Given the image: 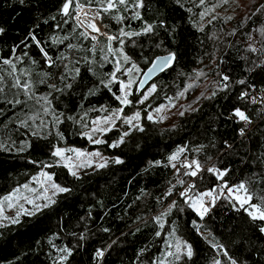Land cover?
Segmentation results:
<instances>
[{"label": "trees", "instance_id": "trees-1", "mask_svg": "<svg viewBox=\"0 0 264 264\" xmlns=\"http://www.w3.org/2000/svg\"><path fill=\"white\" fill-rule=\"evenodd\" d=\"M82 2L97 8L94 2ZM216 2L206 0L205 6ZM62 3L0 0V27L5 29L0 34V58L12 59L18 69L14 75L32 85L29 100L22 90L12 87L11 69L0 64L4 76L0 143L5 146L0 149V197L40 170L50 174L54 183L71 189L56 194V203L41 213L21 215L19 224L2 223L6 226L0 227V264H58L59 249L64 247L73 249L64 264H156L162 258L167 264L172 258L164 254L177 241L190 243L194 256L173 264H213L214 260L230 264L229 257L238 264H264V234L259 232L264 221H253L248 215L251 209L240 207L227 191L245 183L253 197L250 203L264 208V10L255 11L264 0H235L203 19L199 0H144L141 9H133L129 0L127 11L119 6L110 14L101 13L99 19L102 33L118 37L111 42L112 48L122 49L130 58L127 63L118 52H107L106 36L98 35L96 41L80 36L83 29L76 27L75 19L60 13ZM135 11L140 12V19H133ZM116 15L123 19L117 21ZM147 24L154 26L152 33H143ZM121 29L141 35L122 36ZM30 30L55 61L51 67L31 39L25 40ZM93 45L95 50L90 51ZM170 52L177 59L150 82H155L156 91L146 105L154 107L174 98L178 102L174 120L159 124L142 112L139 124L144 130H131L119 147L109 145L129 129L118 121L100 136L105 143L90 144L82 133L95 117L121 107L123 116L144 111L146 105H137L142 90L136 93V80L156 56ZM117 60L122 65L118 80H123L125 67L135 64L140 69L133 70L137 75L130 89L132 103L127 106L115 99L120 94L119 82L111 85V92L101 83L107 82ZM197 71L204 75L197 78ZM61 74L67 78L61 80ZM224 76L229 79L225 81ZM192 80L198 86L185 91ZM181 92L183 96L178 95ZM42 96L51 101L47 115L44 101L37 102ZM14 98L25 103L13 106L6 102ZM236 109L244 112L247 122L235 117ZM21 121L29 126L21 127ZM21 147L25 150L19 151ZM55 147L94 149L109 161L119 157L124 163L82 168L78 171L81 178L76 179L56 163L51 155ZM181 148L177 160L170 162L168 157ZM192 160L201 165L197 176L183 175L193 170L183 166ZM225 170L223 177L218 176ZM207 191H213L216 199L206 197L209 211L201 218L185 200ZM173 202L171 211L157 221ZM97 249L104 250L103 257L94 258Z\"/></svg>", "mask_w": 264, "mask_h": 264}, {"label": "snow or ice", "instance_id": "snow-or-ice-1", "mask_svg": "<svg viewBox=\"0 0 264 264\" xmlns=\"http://www.w3.org/2000/svg\"><path fill=\"white\" fill-rule=\"evenodd\" d=\"M19 2L21 4L24 3V0H19ZM96 3L97 4V8L92 10L91 13L89 12H85V3L82 2V0H63L62 6L60 8V13L66 17L69 18H73L77 21L76 27H84L86 30L80 32V36L84 37L85 39L91 38V40L96 41L97 40V36L96 35H91V33H97V34H102L104 36H106L107 41L109 42L107 45V52L110 54L115 55L117 52L120 54V56L122 57L123 61L125 63L129 62L130 58L125 55L122 51V49H113L111 42L113 40L118 39V37L116 36H112V35H108L107 33H101V28L98 27L96 21H98L101 18V13H105V14H110L113 10H117L119 6H124L125 11L128 10V5H129V0H87V3L90 5L91 3ZM177 3H180V0H176ZM230 2H235V0H217L216 3H214L211 7H207L206 5V0H199V5L203 6V11L200 12V18L203 19L204 17L208 16L210 13L214 12L215 9L217 7H220L221 5H228ZM182 6V5H181ZM131 7L133 9H141L144 7V0H132V4ZM264 10V5H261L259 8H257L255 11L256 12H260ZM189 11H191L189 9ZM73 12H75V16H73ZM81 12L84 13V19H81ZM253 15H255V12L253 13ZM90 17V18H89ZM250 18V17H249ZM115 19L117 21H120L123 19L122 16L116 15ZM133 19H140V12L139 11H135L133 14ZM212 19H216L215 16L212 17ZM226 19L231 20L232 16H228L226 17ZM45 23H47V21H45ZM65 23H67V21H65ZM161 25H163V22H161ZM106 27V26H105ZM90 30V31H88ZM199 30H203V28L201 27ZM5 29L3 27H0V34L4 33ZM154 31V26L152 24H147L144 28H143V33H152ZM120 35L122 36H138L141 35V33L139 32H124L123 29H121L120 31ZM31 39V41L36 45L37 48H39V51L43 54L44 58H45V62L49 65V67H51L55 61L52 59L51 56H49L48 52L41 47L40 41L38 40V38L36 37V35L34 34L33 31H29L28 36L25 38V40L27 39ZM64 39H67V37H65ZM25 41H21V44H24ZM121 44H123V41H120ZM27 46V45H25ZM17 46H14L12 48V53L15 54ZM69 48H73L74 45L69 44L68 45ZM95 50V45H93V48L90 49V51H94ZM25 55H27V53H25ZM60 59H66V57H59ZM17 60L20 59V57H16ZM103 59L107 60L108 57L107 55H105L103 57ZM177 59V56L175 53H169L167 56H162V57H157L156 60H153L151 62V66L143 73L145 78H150L151 75L157 71H163L165 68L171 67L173 62ZM35 63V61H34ZM0 64L8 66L11 71L8 73L9 76H12L13 78V84L12 87L17 88L22 90L23 94L30 100L32 99V94L31 93V88L32 85L28 80H24L22 81L19 77L15 76L14 74L18 71L17 69V65L12 61V59L9 58H0ZM65 69H68V65H64ZM122 69V65L120 63L119 60L116 61L115 64V68L114 71L111 72L109 74V79L107 80V82L101 81V83L103 84V86L105 88H107L110 92L112 91L111 89V85L113 83L119 82V91L120 94L119 95H115V99L117 101H119L120 105L122 106H127L130 105L132 103L131 100H129V96L132 94L130 89L132 84L134 83L133 79H131V73L133 70L139 72L140 69L135 65L132 64L131 68L128 69H124V73L126 75H128L130 78L128 79L127 82H124L122 80H118L117 77V73L121 72ZM2 71V70H0ZM21 73H23V69L19 70ZM80 69L76 68L75 69V74L79 75ZM76 75L72 76L71 78L74 80L76 78ZM204 73L202 71H197L195 73V76L198 78L200 76H203ZM67 77L65 74H61L60 79L61 80H65ZM223 79L225 81H227L229 79L228 76H224ZM4 81V76L0 75V84H2ZM44 81L42 80L41 83H43ZM146 82V80H141L139 83L140 85H143ZM240 83H243V81H240ZM227 85H225L226 87ZM49 87L53 88L56 91H62L61 89H56L54 85H49ZM65 87L67 88H71L72 85L71 84H66ZM195 84H189L187 85L185 91H187L188 89L194 88ZM4 89L2 87H0V92H3ZM156 91V86L152 85V87L150 89H148V92H146L142 98L138 101V103H144L145 100L148 99V96ZM89 94L94 95L95 92L92 90H89ZM215 92H213V96H215ZM178 95L183 96L184 93L181 92ZM243 95V94H242ZM211 98V97H208ZM40 100L44 101V106L43 107V112L44 114H48L50 111V105H51V101L49 100L48 96H42L39 97L37 102H39ZM9 105H20L22 103H25V101H22L19 98H14L13 100H8L6 101ZM101 111H105V109H103V107L100 109ZM124 108H118V109H114L112 110L111 114L103 117L102 119H96L92 121V127L90 129L89 132H84L82 133V135L86 136L87 139L89 140L90 143L93 144H103L105 143L104 140L96 138L94 139V135L96 133H99L100 135H103L109 131L112 130V127L115 126V123L117 120L121 119V114L123 113ZM157 113H159L161 111L160 108H157L155 110ZM3 113V109H0V114ZM235 116L239 117L240 120L242 121H248V117L244 114V112H242L239 109H236L234 111ZM181 116L184 115L183 112L180 113ZM141 117V113L139 111H136L135 113H133L131 116H125L123 117V123L129 126V131H124L122 132L120 138L113 142L112 144H110L109 146L112 148H116L119 147L121 144L124 143V138L128 137L131 134V130H137V131H143L144 129L141 127V125L138 123V121L140 120ZM69 119H72V117H68ZM29 119H36V117H29ZM147 119L149 121H153L155 122V119L153 117V115L151 113H149L147 115ZM161 119H163L161 117ZM61 121L59 120V118H56V123H60ZM44 122L41 121V124H43ZM20 126L21 127H28L29 125L25 122V121H21L20 122ZM33 135H38V132H33ZM241 134H243V130H241ZM58 136L62 137V134H60L59 132L57 133ZM4 144L0 143V149H4ZM19 151H24V147H21L20 149H18ZM184 149L181 148L179 149V151L177 153H173L172 155H170L168 157L169 161H175L178 158L179 152H182ZM66 152H71L75 154L76 159H80L81 157H84L86 162L84 163H79V164H74L71 163L72 161V157L71 156H66L65 153ZM51 155L53 157H57L61 160L64 161V167L68 168V171L70 173L71 176H73L76 179H80L81 177L78 175V171L74 170V169H80V168H86V167H92L93 166V161L91 159H88L89 157H101V153L99 151L96 152H90V153H86L80 149H76V148H68V149H62L60 147H55L54 150L52 151ZM101 159L103 160V162L100 163H95V167L96 168H105L108 166L109 162L111 163H115L117 165L119 164H123L124 161L119 158V157H115L112 158L111 161H109L106 158L101 157ZM157 164L159 163V161L156 162ZM50 166V165H45ZM186 169H193V166H195V168L192 171H185L183 173V175L185 176H191V177H196L201 165L196 161V160H192L191 163H186L183 165ZM173 167H175V165L173 164ZM209 172H213L216 173V169L215 168H209L208 169ZM227 170H225L224 172H219L218 176L223 177L225 175ZM42 176L45 177V179L47 181H51L52 177L51 175L47 174V173H41ZM181 184L184 183L183 180L179 181ZM25 189H28V185L25 184L23 186ZM51 189H53V193L52 196H55L58 193H67L70 192L71 189L66 188V187H62L56 183H51L50 185ZM193 187L192 185H189V188ZM30 191H34L33 189H29ZM45 191H47V189H45ZM169 194L171 193L172 189H169ZM188 189H186L185 191L181 192L180 195L182 197L186 196ZM227 191L229 193L230 196H232V198H234L240 205V207H244L245 205L248 206V208L251 209V211H248V215L249 217L253 220H259V221H264V208L257 206L255 204L250 203V201L253 199L252 195L249 193V189L246 187L245 183H240L239 185L236 186V194L233 195V188L228 187ZM18 193H19V189H14L13 193L3 197L2 200H0V205L3 204L4 201L8 202V206L12 207L13 206V202L15 200L18 199ZM239 193H243V195H240ZM52 196H44V195H37L35 197V200L33 199H29L28 197H24V199L27 201V203L32 205V209H23V205H20L22 211H19L16 213L15 217H7L5 215H3V207L0 206V220H4V221H8L9 223L15 225V224H19L20 223V216L21 215H29V216H35L37 213H41L44 209L50 208L53 204L56 203V201L52 198ZM204 197H211L213 200L216 199V197L213 195V191H207L204 192L202 194H200L196 199H191L188 198L185 200V203L189 204V206L196 212V214L198 216H200L201 218L204 217V215L209 211V207L205 205V201H204ZM39 200H43V203H36V201ZM175 206V202H173L172 205L169 206L167 212L162 213L161 216H157L155 219L157 221H160L163 215H166L168 212L171 211L172 207ZM193 226L196 227L199 230V226L197 225L196 221H193ZM6 225L4 224H0V227H5ZM161 227H163V225L161 224ZM105 231H107V229H105ZM259 232L261 234H264V226L259 227ZM157 236L160 235L159 232L156 233ZM83 239V237H81ZM169 247H172L171 245H169ZM214 248H217L218 250H222L223 246L219 245V244H213ZM59 252L61 253V255L58 257V264H64L65 261H68L69 258L72 256L73 254V249L72 248H68V247H64L59 249ZM223 255L228 256L227 251H223ZM104 256V250L101 249H97L95 252V257L94 258H100ZM165 258L166 257H171L172 260L168 261L167 264H173V262H179L181 261L182 257H186L188 260H191L194 256V251H193V246L190 243L187 242H183V241H177L175 244V251H168L164 254ZM230 260V264H238V261L229 257ZM156 264H165V259L162 258L159 261L156 262ZM213 264H221L220 260H214Z\"/></svg>", "mask_w": 264, "mask_h": 264}, {"label": "rangeland", "instance_id": "rangeland-1", "mask_svg": "<svg viewBox=\"0 0 264 264\" xmlns=\"http://www.w3.org/2000/svg\"><path fill=\"white\" fill-rule=\"evenodd\" d=\"M86 8H87V7H86ZM90 8H91V7H90ZM75 21H76V20H75ZM76 22H77V21H76ZM99 27H100V24H99ZM81 28L83 29V31L86 30V29L83 28V27H81ZM100 28H101V27H100ZM101 33H102V29H101ZM91 35H92V34H91ZM94 35L98 36V35H100V34L95 33ZM101 35H102V34H101ZM131 67H132V65H129L128 67H125L124 69H128V68H131ZM124 69H123V72H122V73H123V80H122V81L127 82L128 79H129L130 77L124 73ZM136 75H137V72L132 71V73H131V79H133V81L135 80ZM139 77H140V76H139ZM139 77L137 78V80L139 79ZM137 80H136V82H137ZM191 84H195V87H194V88H196V87L198 86V82H196L195 80H192V81H191ZM204 84H205L204 82H202V84L200 83V86H199V87H202V85H204ZM152 85H155V86H156L155 82L150 83V84H149L144 90L141 91V93H140V97H139V100L142 98V96H143L146 92H148V89H150V88L152 87ZM132 86H133V84H132ZM132 86H131V88H132ZM151 95H152V93L148 96V99L145 100L144 103H142V104H141V103H137V105H138V106L146 105L147 102L150 100ZM172 99H173V101H170V100H169V101H166V102H164V103H162V104H159V105H157V106H154V107H151V106L146 105L145 108H144V111L134 110V111H132V112H131L130 114H128V115H124V116L121 115L122 118L119 119V120H117V121H118V123H123V117H125V116H131V115H132L133 113H135L136 111H139L141 114H142V112L144 113V117H145V118H147V115H148L149 113H151V114L153 115V117H154L156 123H159V124H169V123H171V122L174 120V118H175V116H176V112H177V110H178V106H177V103H178V102L175 101L174 98H172ZM139 100H138V101H139ZM157 108H160V109H161V111H160L159 113H157V112L155 111ZM233 113H234V112H233ZM109 114H111V112L106 113V114L103 113V114H101V115L95 117L94 119H92V120L90 121L89 127H88L84 132H89V131H90L91 127L93 126V125H92V121H93V120H96V119H102L103 117H105V116H107V115H109ZM234 115H235V114H234ZM161 117H162L163 119H161ZM235 117H237V116H235ZM237 118L240 119L239 117H237ZM138 123H139V121H138ZM125 126L129 129V126H128V125L125 124ZM84 132H83V133H84ZM100 136H101V135H100L99 133H96V134L94 135L93 138H94V139H96V138H100ZM85 137H86V136H85ZM86 139H87V137H86ZM87 140H88V139H87ZM88 141H89V140H88ZM89 143H90V142H89ZM90 144H91V143H90ZM68 148H72V147H64V148H62V149H68ZM76 149H79V148H76ZM80 150H82V151H84V152H86V153L96 152V150H94V149H92V150H88V149H85V148H84V149H80ZM65 155H66V156H71V157H72V161H71V163L79 164V163H84V162H86V160H85L84 157H81L80 159H76L74 153L66 152ZM101 157H103V155H101ZM101 157H89V158H88V159H91V160L93 161V166H92V167L95 166V163L103 162V160L101 159ZM55 158H56V163H57L58 165H61V166L64 165V161H63V160H61V159H59V158H57V157H55ZM103 158H104V157H103ZM63 167H64V166H63ZM65 168H66V167H65ZM194 168H195V166H193V169H194ZM66 169L68 170V168H66ZM80 169H82V168H80ZM80 169H74V170L79 171ZM41 173H47V172H45V171H43V170H40L36 176L30 178L27 182L22 183V184H20V185H18V186H16V187H14V188L11 189L7 194H5V195H3L2 197H0V200H2L3 197H5V196H7V195H9V194H11V193H13L14 189H19L18 199L15 200V201L13 202V206H12V207H9V206H8V202H6V201H4L2 205H0V206L3 207V215H5V216H7V217H10V218H11V217H15L17 212L22 211L20 205H23V209H29V210H31V209H32V205L29 204V203H27V201L24 199V197H28L29 199H33V200H35V197H36L37 195L52 196V193H53L54 190L51 189L50 185H51V183H54V182H53L52 180H51V181H47V180L45 179V177L41 175ZM47 174H48V173H47ZM49 175H50V174H49ZM25 184L28 185V189H25V188L23 187ZM29 189H33L34 191H30ZM45 189H47V191H45ZM235 189H236V188H233V195L236 194ZM200 194H202V193H200ZM200 194L196 195V196L193 198V200L196 199ZM239 194H240V193H239ZM240 195H242V194H240ZM52 198H54V196H52ZM36 203H43V200L36 201ZM5 222H8V221L0 220V224L5 223ZM175 244H176V243H175ZM171 251H175V245H174V247L172 248Z\"/></svg>", "mask_w": 264, "mask_h": 264}, {"label": "water", "instance_id": "water-1", "mask_svg": "<svg viewBox=\"0 0 264 264\" xmlns=\"http://www.w3.org/2000/svg\"><path fill=\"white\" fill-rule=\"evenodd\" d=\"M94 10V9H93ZM101 35V34H100ZM168 54H166V55H158V56H156L153 60H156V58L157 57H162V56H167ZM152 60V61H153ZM151 66V63H150V65L141 73V75H140V77H139V79H138V81H137V83H136V93H138L139 91H141V90H143L152 80H153V78H155L157 75H159L162 71H157V72H155V73H153L152 75H151V77L150 78H145L144 77V75H143V73L149 68ZM141 80H146V82L143 84V85H140V81Z\"/></svg>", "mask_w": 264, "mask_h": 264}, {"label": "bare ground", "instance_id": "bare-ground-1", "mask_svg": "<svg viewBox=\"0 0 264 264\" xmlns=\"http://www.w3.org/2000/svg\"><path fill=\"white\" fill-rule=\"evenodd\" d=\"M92 8H90V7H85V9H84V11L85 12H89V13H91L92 12ZM80 16H81V19H84L85 17H84V13L83 12H81V14H80ZM90 18V17H89ZM96 23H97V25H98V27H99V20L98 21H96ZM84 28V27H83ZM88 31H90V30H88ZM92 35H94L95 33H91Z\"/></svg>", "mask_w": 264, "mask_h": 264}, {"label": "built area", "instance_id": "built-area-1", "mask_svg": "<svg viewBox=\"0 0 264 264\" xmlns=\"http://www.w3.org/2000/svg\"><path fill=\"white\" fill-rule=\"evenodd\" d=\"M204 201H205V205L208 206V200L206 199V197H204Z\"/></svg>", "mask_w": 264, "mask_h": 264}]
</instances>
